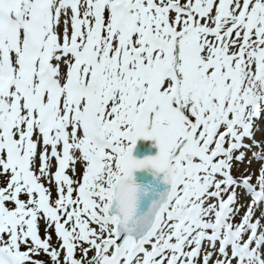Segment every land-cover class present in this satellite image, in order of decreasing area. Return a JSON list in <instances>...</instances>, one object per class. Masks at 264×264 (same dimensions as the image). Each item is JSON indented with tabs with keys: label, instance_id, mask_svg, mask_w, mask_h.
Returning a JSON list of instances; mask_svg holds the SVG:
<instances>
[{
	"label": "snow or ice",
	"instance_id": "obj_1",
	"mask_svg": "<svg viewBox=\"0 0 264 264\" xmlns=\"http://www.w3.org/2000/svg\"><path fill=\"white\" fill-rule=\"evenodd\" d=\"M0 264H264V0H0Z\"/></svg>",
	"mask_w": 264,
	"mask_h": 264
}]
</instances>
